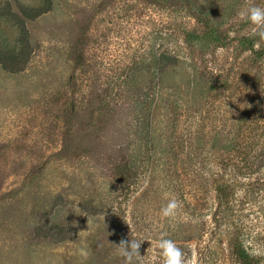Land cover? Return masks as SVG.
Listing matches in <instances>:
<instances>
[{
  "label": "rangeland",
  "instance_id": "374dc122",
  "mask_svg": "<svg viewBox=\"0 0 264 264\" xmlns=\"http://www.w3.org/2000/svg\"><path fill=\"white\" fill-rule=\"evenodd\" d=\"M256 2L44 0L15 60L3 54L15 33L0 16V264H122L116 244L130 238L145 239L142 264H162L161 237L186 260L240 264L187 203L211 173L198 146L226 142L205 114L218 104L213 86L232 90L225 115L248 105L236 104L249 89L247 52L214 46L205 27L244 33L252 26L239 13ZM171 199L179 207L166 218ZM250 217L264 264V211Z\"/></svg>",
  "mask_w": 264,
  "mask_h": 264
},
{
  "label": "trees",
  "instance_id": "16d2710c",
  "mask_svg": "<svg viewBox=\"0 0 264 264\" xmlns=\"http://www.w3.org/2000/svg\"><path fill=\"white\" fill-rule=\"evenodd\" d=\"M43 1L0 0V16L15 33V44L5 50L7 53H3L7 59H17L18 54H24L28 48L25 20L32 19L49 9L48 6H44ZM46 1L50 3V0ZM256 3L264 8V0H258ZM247 23L252 27L241 34L238 27L231 30L223 24L205 27L206 38L214 46L226 49L231 43H236L237 54L239 50L247 52V57L242 58L239 65L246 64L245 72L249 76L246 81H241L247 82L249 89L246 97L241 100L236 97V104L243 105L242 101L245 99L248 105L245 110L240 111L236 108L231 116H228V113L226 116L224 114L226 108L220 111V107L229 104V101L224 100V93L232 90L227 85L222 88L213 86L214 97H212L218 101V104L214 106V103L210 101L208 107L211 111L206 109L205 114L213 111L212 114L217 119L213 118L211 125L218 132L217 134L221 133L226 142L215 145V149L211 152L203 145L198 146L197 149L202 154L201 163L211 169V173L206 177L214 178L209 183H207L208 179L203 181L201 178L202 190L198 193V188L195 187L191 193L196 198L187 204L193 210H198L200 217L210 216L211 224H215L218 229L216 234L228 238L233 254L240 264H258V257L254 254L253 242L256 238L254 224L248 222L246 218L250 219L251 214L264 211V40L254 36L252 34L254 26L248 21ZM228 95L229 98L233 97V93ZM150 114H152L151 111ZM223 115L224 123H221ZM207 119L209 116H200L199 131L209 126ZM226 126L229 128H224ZM214 139L215 143L218 142L217 137ZM208 153L213 154L214 160ZM219 157L224 163L219 164ZM219 173H221V179H218ZM58 228L62 227L58 226ZM259 233L256 232V234Z\"/></svg>",
  "mask_w": 264,
  "mask_h": 264
},
{
  "label": "clouds",
  "instance_id": "9594fccd",
  "mask_svg": "<svg viewBox=\"0 0 264 264\" xmlns=\"http://www.w3.org/2000/svg\"><path fill=\"white\" fill-rule=\"evenodd\" d=\"M242 20H247L254 26L252 34L264 40V8L256 5L250 6L246 11L239 13ZM223 50L217 51V56L222 57ZM179 207V202L171 199L162 207L161 213L164 217H173L176 215V210ZM73 221V225H75ZM145 239H121L117 245L118 256L122 260V264H142L141 244ZM151 244V241H148ZM155 251L162 258V264H198V257L193 254L189 259H185L181 248L171 239L161 237L155 242ZM258 255L259 253H254ZM83 260L88 257L87 252L81 253Z\"/></svg>",
  "mask_w": 264,
  "mask_h": 264
}]
</instances>
